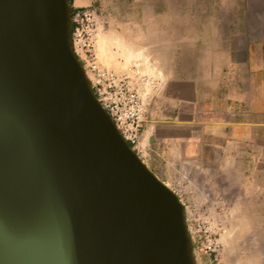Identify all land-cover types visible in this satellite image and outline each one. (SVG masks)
Returning <instances> with one entry per match:
<instances>
[{
    "label": "water",
    "instance_id": "water-1",
    "mask_svg": "<svg viewBox=\"0 0 264 264\" xmlns=\"http://www.w3.org/2000/svg\"><path fill=\"white\" fill-rule=\"evenodd\" d=\"M71 14L0 0V264H197L183 204L93 94Z\"/></svg>",
    "mask_w": 264,
    "mask_h": 264
},
{
    "label": "crops",
    "instance_id": "crops-1",
    "mask_svg": "<svg viewBox=\"0 0 264 264\" xmlns=\"http://www.w3.org/2000/svg\"><path fill=\"white\" fill-rule=\"evenodd\" d=\"M176 10L182 38L166 51L138 155L167 186L189 163L237 165L262 154L264 140V0H183Z\"/></svg>",
    "mask_w": 264,
    "mask_h": 264
},
{
    "label": "rangeland",
    "instance_id": "rangeland-1",
    "mask_svg": "<svg viewBox=\"0 0 264 264\" xmlns=\"http://www.w3.org/2000/svg\"><path fill=\"white\" fill-rule=\"evenodd\" d=\"M182 1L89 0L81 8H72L70 0L69 4L72 10L90 8L99 15L102 28L96 36L95 54L101 67L121 71L139 60L146 74L162 81L164 63L169 62L166 51L178 46L177 39L182 38L177 23L181 12L176 10ZM232 1L240 4L242 0ZM126 47L129 56L133 55L128 62L124 59L130 53ZM83 59L78 58L81 64ZM184 62L191 66L196 61ZM250 145L255 150V144ZM256 146L263 147L262 154L250 151L248 160L237 165L189 163L175 175L174 183L166 185L185 208L197 264H264V140ZM213 248L215 252L210 253Z\"/></svg>",
    "mask_w": 264,
    "mask_h": 264
},
{
    "label": "built area",
    "instance_id": "built-area-1",
    "mask_svg": "<svg viewBox=\"0 0 264 264\" xmlns=\"http://www.w3.org/2000/svg\"><path fill=\"white\" fill-rule=\"evenodd\" d=\"M101 28V20L96 11L90 8L72 10L73 52L79 59L84 57L82 66L93 94L121 138L139 155L148 108L161 80L146 74L139 60L121 71L101 67L95 54L96 36ZM214 252L213 248L210 253Z\"/></svg>",
    "mask_w": 264,
    "mask_h": 264
},
{
    "label": "bare ground",
    "instance_id": "bare-ground-1",
    "mask_svg": "<svg viewBox=\"0 0 264 264\" xmlns=\"http://www.w3.org/2000/svg\"><path fill=\"white\" fill-rule=\"evenodd\" d=\"M119 43H120V42H119ZM98 44H99V41H98ZM102 45H103V44H102ZM118 45H119V46H122V45H120V44H118ZM120 49H121V48H120ZM125 50H127V47L125 48ZM123 51H124V50H123ZM129 52H130V53H129ZM129 52H128V50H127V53H129V54L126 55V54H125L126 52L123 54L124 56L126 55V57L123 56L124 59L127 60L126 62H128V60L131 59V56H133V55L129 56V55L131 54L130 49H129ZM111 53H112V52H111ZM136 53H137V52H136ZM102 54H103V53H102ZM114 55H115V54H114ZM139 55H140V54H139ZM137 56H138V55H137ZM111 57H113V55H112ZM138 57H139V56H138ZM138 57H137V59H138ZM100 58H101V57H100ZM132 58H133V57H132ZM103 64H104V63H103ZM125 65H126V64H125ZM128 65H129V64H128ZM124 67H125V66H124ZM144 165H145V164H144ZM161 184H162L165 188H167V189L169 190V188H168L165 184H163L162 182H161ZM170 191H171V190H170ZM171 192H172V191H171ZM239 201H240V200H239ZM235 205H236V204H235ZM238 210H239V209H238ZM236 212H237V210H236ZM236 215H238V214H236ZM236 219H239V218L237 217ZM237 221H238V220H237ZM246 222H247V220H246ZM246 224H247V223H246ZM239 225H240V224H239ZM228 226H229V225H228ZM245 226H246V225H245ZM247 226H248V224H247ZM247 226H246V228H247ZM242 228H243V227H242ZM232 229H233V228H232ZM238 229H239V228H238ZM247 229H248V228H247ZM234 230H235V229H234ZM244 230H246V229H244ZM244 230H243V231H244ZM238 232H239V231H238ZM230 233H231V232H230ZM241 234H242V233H241ZM241 234H239V235H241ZM246 234H247V233H246ZM244 235H245V234H244ZM239 238H240V237H239ZM239 238H238V239H239ZM241 238H242V237H241ZM235 239H236V238H235ZM252 240H253V239H252ZM252 240H251V241H252ZM257 240H258V239H257ZM237 243H238V242H237ZM249 245H250V244H249ZM248 247H249V246H248ZM188 248H189V246H188ZM247 250H248V248H247ZM255 251H256V250H255ZM262 252H263V251H262ZM250 254H251V253H250ZM250 254H249V255H250ZM189 255H190V250H189ZM246 255H247V253H246ZM249 255H248V256H249ZM255 255H256V254H254V258H255ZM257 255H258V254H257ZM258 256H259V255H258ZM246 257H247V256H246ZM258 258H259V257H258ZM252 259H253V257H252ZM252 259H251V261H252ZM262 259H263V258H262ZM245 260H246V258H245ZM248 261H250L249 258H248ZM253 261H254V260H253ZM233 262H235V261H233ZM233 262H232V263H233ZM239 262H240V261H239ZM240 263H241V262H240ZM245 263H246V262H245ZM249 263L251 264L252 262H249ZM254 263H256V262H253L252 264H254ZM233 264H234V263H233ZM247 264H248V263H247Z\"/></svg>",
    "mask_w": 264,
    "mask_h": 264
}]
</instances>
